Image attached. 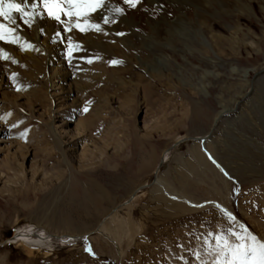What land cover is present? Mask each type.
I'll return each mask as SVG.
<instances>
[{
  "label": "rangeland",
  "instance_id": "rangeland-1",
  "mask_svg": "<svg viewBox=\"0 0 264 264\" xmlns=\"http://www.w3.org/2000/svg\"><path fill=\"white\" fill-rule=\"evenodd\" d=\"M223 2L186 9L202 11L205 19L180 20L178 35H131L120 22L122 35L105 30L101 37L110 49L64 54L75 82L88 86L76 94L50 87L41 72L25 66L0 67L6 76L0 84V264H214L221 252L224 264L228 249L255 246L253 236L264 242V0ZM193 3L180 0L182 9ZM78 123L100 127L81 137ZM144 147L155 151L156 170L138 175L136 158ZM193 150L217 177L196 173L204 176L182 189L195 206L175 213L155 198L154 181H173ZM88 193L100 198L98 206ZM111 218L123 222L116 240L95 230ZM29 222L56 234L87 235L49 251L37 245L31 255L22 244L6 242Z\"/></svg>",
  "mask_w": 264,
  "mask_h": 264
},
{
  "label": "bare ground",
  "instance_id": "bare-ground-1",
  "mask_svg": "<svg viewBox=\"0 0 264 264\" xmlns=\"http://www.w3.org/2000/svg\"><path fill=\"white\" fill-rule=\"evenodd\" d=\"M153 1L154 0H139L136 6L132 7L131 5L126 4L124 0H105L104 6L97 9V11L92 13L88 18L89 24H98L101 30L97 31L95 28H87V25L84 24V19L80 18L78 22L82 26L87 28V31L81 32L79 28L72 26L77 22L75 17L69 19L61 14V19L64 21V23H59L55 19H52L47 15V11L44 8V5L41 4L39 0H35V2L37 3L35 12L40 13V15L35 16L34 21L31 25L25 24L23 20L19 18L20 14L15 12L13 13L14 18L16 19L15 25L9 24L7 20H5L3 17H0V23H4L9 27H15L16 29L15 33L5 32V39L0 40V50H2L0 51V67L12 65L25 66L27 69L41 72L45 76V79L48 81L50 87L58 86V88H61L63 91L66 90L69 93L76 94L78 88L83 91L84 87L86 88L87 84H82L80 80H78L79 83H76V78L74 77L75 75H72L65 67L67 63L66 60L63 59V56L64 54L66 55L67 53H69L70 44L73 49L70 54L72 56L78 54L79 52H82L83 50H101L104 47L111 48L112 46H109V44L103 43L101 37L107 35L106 33H104L105 30L112 33V35H114L115 37H119L120 35H122L124 33V30H119V28L121 27L119 24L120 22L125 23L124 29H126L127 33L131 35H139L140 33L146 31L148 32L149 36L155 35L160 37L162 34L166 33L178 35L180 34V20L201 21L205 19L202 11H186V9L194 8L197 10L196 7H203V3L210 6L212 3H216L219 5V7H222L224 4L223 0H194L193 4H189V6L187 5L188 7L182 9L180 6V0H157L158 2L156 4H153ZM116 8H121L123 9V11L116 12ZM26 10L28 12L33 11L30 6L27 7ZM226 11L227 10H225L224 12ZM105 18L108 19V23H105ZM66 27H71V31L66 32ZM58 33L59 35H57ZM201 35L202 33L200 32V30H197L195 36L201 37ZM14 37H18L16 43L11 42ZM69 38H71V40H69ZM28 44L32 45L33 47L27 48L26 45ZM5 54L10 58L5 59ZM87 54L88 52L86 51L82 55L85 56ZM152 70L153 68L150 69L151 72ZM131 71H133L132 67ZM131 71L128 72V75H130L129 77L133 76L137 81L142 80L140 76L132 73ZM5 81L6 76L0 70V84ZM61 82H63L62 85H60ZM15 97H18V95H16ZM110 97L112 96H107L104 101L108 103L111 102L112 98ZM222 111H224V109ZM216 120L217 117L214 118L215 122ZM96 122H98V120ZM118 123L119 122L117 121L111 124L110 132H113L114 134L117 132V129L119 127ZM80 124L81 123H78L76 127L78 128L77 131L81 132V137L83 135L89 137L93 133V130L95 132L99 126L97 125V123L94 124L93 127ZM49 131L53 136L52 138L54 139V146L59 152L61 159L64 162L68 163V159L66 158L61 147L62 140L60 141L52 128L49 127ZM207 135H205L204 137H207ZM83 139H85V141L87 140V138L84 137ZM208 149L211 152H214L215 150L213 146H210ZM162 157L164 159L163 154ZM136 159L137 167L135 168V174L137 173L138 175H140V173L145 172L149 169H155V166L153 164L154 161H156V157L155 151L152 147L151 150L149 147L141 148L140 155H138ZM7 166H10L8 168H12V163L7 162ZM80 167H82V164ZM178 172L179 173L175 175L174 178H172L173 181L170 182H168L169 180L164 177L157 176L156 180L154 181V185L156 187L154 188L153 193L157 200L167 202V205L169 206L171 211L175 213L186 211L188 209V205H191L193 207L195 206L194 202L190 201L184 196V190L182 189L184 186L185 188H187V184L192 179L197 178L199 172H203V174H206L205 176H209V178L211 176L214 178L217 177V173L212 167L211 163H209L208 160L197 150L192 151V158L187 160V162L185 163V170H181ZM196 173H198V175H196ZM203 176L200 175L198 176V178H202ZM117 182L118 185L123 183L122 180H117ZM192 183L194 182H191L190 185H193L194 187L195 184ZM174 185L176 187H174ZM99 188L100 190H102L100 186ZM122 188L124 192L128 191L130 189V185H127L126 183L122 186ZM132 192L128 200L123 203V205H128L133 200L134 192H136V190ZM88 194L89 202L92 205L98 206L100 198L91 196L90 193ZM220 208L227 215L231 216L232 214L236 218V216L227 207L222 205L220 206ZM111 214L108 215V218L111 217ZM235 218L233 219L238 224V226H240L241 228H245L248 232H250L243 221ZM112 221V218L103 220L95 228V230L99 232L104 231L103 233H105V230H107L116 240L120 238L121 233L123 234V232H121L123 222L120 220L115 224V222L113 223ZM63 224L68 225V221L65 220ZM84 235H87V233H83V235L66 232L56 234L48 231L46 227L42 226L41 224H34L29 222L23 226L16 227L12 235L6 239V242L9 244L20 243L26 249L27 253L30 254L32 247H35L37 245L47 246V251H49V247H52L53 245H68L76 243L81 240L82 236ZM198 260L199 259H197V261ZM170 264L177 263L171 262Z\"/></svg>",
  "mask_w": 264,
  "mask_h": 264
},
{
  "label": "snow or ice",
  "instance_id": "snow-or-ice-1",
  "mask_svg": "<svg viewBox=\"0 0 264 264\" xmlns=\"http://www.w3.org/2000/svg\"><path fill=\"white\" fill-rule=\"evenodd\" d=\"M39 2L44 5L47 15L59 23H64L61 19V14H63V16L69 19L75 17L77 22L72 26L79 28L81 32L87 31V28H95L97 31L101 30L98 24H89L88 18L92 13L96 12L97 9L104 6L105 0H39ZM124 2L135 7L139 0H124ZM29 6L33 9L32 12L26 10ZM36 8L37 3L35 0H19V2L18 0H0V17L7 20L9 24L15 25L16 19L13 16L15 12L20 14L19 18L23 20L25 24L31 25L35 16L40 15V13L35 12ZM115 11L122 12L123 9L116 8ZM80 18L84 19V24L87 25V28L78 22ZM108 22V19L105 18V23ZM15 31V27H9L4 23H0V40L5 39V32L15 33ZM65 31H71V27H66ZM57 35H59V33ZM17 40L18 37H14L11 42L16 43ZM69 40H71V38H69ZM26 47L32 48L33 46L28 44ZM72 50L70 44L69 54H71ZM4 58L9 59L10 57L5 54ZM113 63H118V61H113ZM84 111H87V108H85ZM251 240L255 246L238 244L234 250L228 249L231 252V258L224 261V264H234V261H240L241 264H264V242L258 241L255 236L251 237ZM224 244L227 247L228 242L225 240ZM223 255L224 253L221 252L220 257ZM220 257H217L214 264H221Z\"/></svg>",
  "mask_w": 264,
  "mask_h": 264
},
{
  "label": "water",
  "instance_id": "water-1",
  "mask_svg": "<svg viewBox=\"0 0 264 264\" xmlns=\"http://www.w3.org/2000/svg\"><path fill=\"white\" fill-rule=\"evenodd\" d=\"M215 125V124H214ZM182 140H179V141H177V142H175L174 144H172L171 146H174V145H176L177 143H179V142H181Z\"/></svg>",
  "mask_w": 264,
  "mask_h": 264
}]
</instances>
